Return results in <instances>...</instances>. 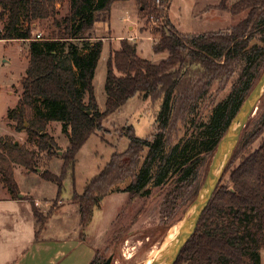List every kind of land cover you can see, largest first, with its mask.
<instances>
[{
    "label": "trees",
    "instance_id": "1",
    "mask_svg": "<svg viewBox=\"0 0 264 264\" xmlns=\"http://www.w3.org/2000/svg\"><path fill=\"white\" fill-rule=\"evenodd\" d=\"M119 0H0V20L8 14L0 40L28 42L29 63L21 78L22 94L8 117L17 132L25 131L27 144L0 136V182L10 196L19 198L15 164L58 185L57 199L64 189L63 178L73 170L76 156L88 138L102 128L103 120L130 98L159 101L157 128L152 138L130 135L128 148L113 153L110 161L73 201L81 212L84 236L94 211L112 193L132 197L149 196L153 188L173 192L186 190L194 200L203 185L201 169L214 156L234 116L264 71V0H220L217 8L231 14L247 12L226 29L183 34L167 16L166 0H135L140 16L159 19L155 53L167 52L160 61L138 54L137 44L122 39L120 49H111L107 60L106 106L99 109L94 87L103 39L95 38V23L109 17ZM68 11L58 18L59 4ZM42 20H52L50 37L36 38ZM217 85V86H216ZM229 90L226 96L207 103L212 89ZM264 96V94H263ZM262 96V97H263ZM261 97V99H262ZM91 113H88V112ZM205 116L207 117L205 119ZM62 123L69 145L63 150L47 127ZM185 134L175 143L169 132L177 122ZM242 130L239 144L226 167L229 173L218 184L197 229L175 264H261L264 248V108L254 127ZM260 143L252 149V143ZM62 151L60 174L47 168L48 161ZM40 169V170H39ZM209 170V168H208ZM208 172V171H207ZM207 175V174H206ZM206 178V177H205ZM205 180V179H204ZM27 198V197H26ZM30 200L39 237L50 215ZM96 249L89 264H103Z\"/></svg>",
    "mask_w": 264,
    "mask_h": 264
},
{
    "label": "rangeland",
    "instance_id": "2",
    "mask_svg": "<svg viewBox=\"0 0 264 264\" xmlns=\"http://www.w3.org/2000/svg\"><path fill=\"white\" fill-rule=\"evenodd\" d=\"M236 1L238 0H229L231 4ZM219 2L220 0H166L165 4L168 6L167 16L173 20L171 22L175 27L183 34H194L226 29L238 23L247 14V12L231 14L220 10L217 8ZM136 4L135 0L115 1L109 17H104L103 14L101 18L107 21L106 28L110 25L115 38L126 35L133 29H128V26L139 22L140 29L145 31L136 28L133 33L140 35V38L131 37L137 40L138 54L158 62L153 44L159 38L155 31L161 29L162 21L154 22L152 19L147 21V18L140 16ZM58 6V18H62L68 11V3L62 7L60 4ZM7 20L8 14L0 20V28L3 31ZM53 30L55 24L52 20H42L38 23L34 35L41 33L42 37H50ZM9 41L0 40V136H7L11 141L33 147L26 142L25 131L17 132L8 117L9 109L16 107L19 101L21 78L28 63L24 46ZM119 42L110 39L104 41L102 56L97 65L94 87L101 111L105 110L107 98L105 91L107 60L111 46L116 47ZM5 59L7 61H4ZM216 86L212 89V97L201 101L199 105L201 113L207 114L209 110L207 103L210 100L217 102L226 96L230 85L224 91H217ZM257 105L248 120L250 124L248 129L246 128L248 131L254 127L264 108V96ZM159 109L160 100H144L134 96L107 116L103 120L102 128L93 133L78 151L73 175L69 171L63 178L64 189L58 199V185L55 182L42 178L37 172L28 173L23 165L16 163L15 178L20 187L19 194L25 191L30 193L24 197L36 198L37 207L50 217L37 237L39 223L33 216L31 202L27 199L25 204L19 205L7 201L10 193L0 182V264H89L93 256L91 258L81 256L84 247L98 249L102 261L112 256L109 264L152 262L160 250L177 236L191 212L196 198L188 200L184 188L175 193L172 189L165 192L155 187L149 196L132 197L127 192L109 194L95 209L84 238L70 240L69 244L64 246L63 240L66 237H78L81 230V212L78 203L73 201L74 193L84 191L87 182L105 167L113 153L123 152L128 148L131 133L140 138H152L157 128ZM47 129L52 135L59 137L58 144L65 150L66 136L62 133V123L52 121ZM184 134L185 127L178 121L175 128L170 130L168 140L175 143ZM259 143L260 138H257L251 145L252 149ZM61 154L59 151V155L47 163V168L55 174H60L62 170ZM212 159L213 155L207 157L201 169L202 181H205ZM224 175L225 179H228L229 173H226V169ZM261 264H264V248L261 249Z\"/></svg>",
    "mask_w": 264,
    "mask_h": 264
},
{
    "label": "water",
    "instance_id": "3",
    "mask_svg": "<svg viewBox=\"0 0 264 264\" xmlns=\"http://www.w3.org/2000/svg\"><path fill=\"white\" fill-rule=\"evenodd\" d=\"M264 94V71L257 83L243 102L237 114L232 119L229 128L218 144L210 163L205 181L194 201V205L187 218L183 222L177 236L163 247L158 256L149 264H175L178 260L183 247L195 233L200 218L207 208L218 184L222 180L224 171L237 146L242 130L247 124L251 115L255 112L257 104ZM88 113H91L90 111ZM62 153V151H60ZM40 170V169H39ZM22 197V194H19ZM112 256L103 264H109Z\"/></svg>",
    "mask_w": 264,
    "mask_h": 264
},
{
    "label": "crops",
    "instance_id": "4",
    "mask_svg": "<svg viewBox=\"0 0 264 264\" xmlns=\"http://www.w3.org/2000/svg\"><path fill=\"white\" fill-rule=\"evenodd\" d=\"M136 6H137V4H136ZM170 17V16H169ZM172 20V19H171ZM173 21V20H172ZM107 21H103V20H99V21H97L96 23H95V26H94V29H95V38H97V39H103V43H104V41L106 40V39H110L111 41L112 40H119L120 42L122 41V39H130L131 37H133V38H140V35H138V34H134L133 33V31H135V29L137 28V30H140V31H145V30H141L140 29V24H138L139 22H137V24L139 25V26H137V24H130L129 26H128V29H131V28H133L132 29V31H130V32H128L126 35H122V36H118V37H116V38H118V39H116L113 35H112V30H111V28H110V25L106 28L105 27V24H107L106 23ZM174 24V23H173ZM151 36V35H150ZM115 38V39H114ZM159 38H157V40H158ZM131 41L133 40L134 42L133 43H136V39H130ZM156 40V41H157ZM9 42H16V43H20V44H22L23 46H24V48H25V55H26V57L28 58V55H27V50H28V42L27 41H23V40H10ZM119 42V43H120ZM155 42V41H154ZM118 43V45H116V47H113V45L111 46V48H113V49H120L121 48V44H119ZM137 44V43H136ZM120 47V48H119ZM167 57V52H161V53H157V58H158V61L159 60H161V59H163V58H166ZM28 60V63H29V58L27 59ZM4 61H7V59H5ZM28 63H27V65H26V67H25V71H24V74H25V72H26V69H27V66H28ZM24 75H22V77H23ZM22 86V85H21ZM22 91H23V89H22V87H21V89H20V92H19V94H18V96H19V99H20V96H21V94H22ZM11 93V92H10ZM14 108V107H13ZM12 122V126L15 128V124H14V122L13 121H11ZM51 123V122H50ZM63 133V132H62ZM65 135V134H64ZM55 136V135H54ZM66 136V135H65ZM56 138V140L57 141H59V137H55ZM69 145V141H68V138H67V136H66V138H65V148H67V146ZM14 171H15V168H14ZM28 173H32V172H28ZM28 194H30V193H27L26 191H25V193H23L22 194V197H20L19 196V198L18 199H14V198H12L11 196H8V200L7 201H10V202H14V203H18L19 205H23V204H25L26 203V201H28L27 200V198L26 197H24V196H26V195H28ZM33 198V197H32ZM34 199V198H33ZM34 200H36V198L34 199ZM30 201V200H29ZM30 207L32 208V205L30 204ZM29 212H31L30 210H29ZM32 213H33V210H32ZM31 213V214H32ZM33 216H34V213H33ZM34 218H35V216H34ZM81 231V230H80ZM41 234V233H40ZM40 236V235H39ZM82 239V238H84L81 234H80V232H79V236L78 237H66L63 241H64V243H63V246L64 245H67V244H69V242L68 241H70V240H72V241H75V240H77V239ZM95 252H96V250L95 249H92V248H90V247H84V248H82V253H80V255L81 256H83V257H89V258H91L92 256L94 257L95 255H93V254H95ZM93 257L91 258V260L93 259ZM90 260V261H91ZM90 263V262H89Z\"/></svg>",
    "mask_w": 264,
    "mask_h": 264
},
{
    "label": "built area",
    "instance_id": "5",
    "mask_svg": "<svg viewBox=\"0 0 264 264\" xmlns=\"http://www.w3.org/2000/svg\"><path fill=\"white\" fill-rule=\"evenodd\" d=\"M158 2H159V0H158ZM151 19H152L154 22H155V21H159V19H155L154 17H152ZM36 38L41 39V38H42V34H41V33H38V34L36 35ZM130 39H132V38H130Z\"/></svg>",
    "mask_w": 264,
    "mask_h": 264
},
{
    "label": "bare ground",
    "instance_id": "6",
    "mask_svg": "<svg viewBox=\"0 0 264 264\" xmlns=\"http://www.w3.org/2000/svg\"><path fill=\"white\" fill-rule=\"evenodd\" d=\"M173 231H174V230H173ZM172 234H173V233H172ZM156 246H158V245H156ZM155 248H156V247H155ZM149 250H150V249H149ZM155 250H156V249H155ZM153 252H154V251H153ZM155 252H156V251H155ZM150 253H151V251H150ZM145 256H146V255H145ZM152 256H153V255H152ZM152 256H151V257H152ZM149 257H150V255H149Z\"/></svg>",
    "mask_w": 264,
    "mask_h": 264
}]
</instances>
